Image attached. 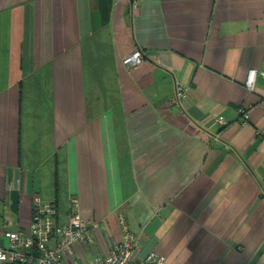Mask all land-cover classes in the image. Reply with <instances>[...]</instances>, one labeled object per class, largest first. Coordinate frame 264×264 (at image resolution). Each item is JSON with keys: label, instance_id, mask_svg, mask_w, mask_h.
Wrapping results in <instances>:
<instances>
[{"label": "crops", "instance_id": "crops-1", "mask_svg": "<svg viewBox=\"0 0 264 264\" xmlns=\"http://www.w3.org/2000/svg\"><path fill=\"white\" fill-rule=\"evenodd\" d=\"M263 72L264 0H0V239L76 200L95 245L66 264L120 214L138 264H264Z\"/></svg>", "mask_w": 264, "mask_h": 264}, {"label": "built area", "instance_id": "built-area-1", "mask_svg": "<svg viewBox=\"0 0 264 264\" xmlns=\"http://www.w3.org/2000/svg\"><path fill=\"white\" fill-rule=\"evenodd\" d=\"M137 5L133 4L136 8ZM144 59L142 52L136 50L123 59L126 66H137ZM256 70L248 72L245 86L253 90ZM264 77V72L262 73ZM188 86L177 83L172 104L181 105L187 99ZM241 120L248 119L246 108L240 107ZM223 126L225 121L218 120ZM70 213L66 222H56L57 211L53 204L43 202L36 197L33 204L32 218L25 232L8 230L0 239V264H66V258L74 255V246L87 243L91 248L95 245V237L87 221L80 218L76 200L70 205ZM122 229V239L109 243V251L103 256L93 254L84 264H138L136 254L140 248L139 239L129 232L125 217L118 216ZM163 256L155 251L146 255L143 264H163ZM72 264H75L74 262Z\"/></svg>", "mask_w": 264, "mask_h": 264}]
</instances>
